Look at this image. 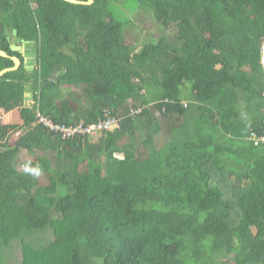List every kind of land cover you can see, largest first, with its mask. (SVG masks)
<instances>
[{"label": "trees", "instance_id": "obj_1", "mask_svg": "<svg viewBox=\"0 0 264 264\" xmlns=\"http://www.w3.org/2000/svg\"><path fill=\"white\" fill-rule=\"evenodd\" d=\"M123 2L0 0V72L23 62L0 93L33 100L0 140V264H264V0H130L177 30L140 51ZM38 112L115 128L64 139Z\"/></svg>", "mask_w": 264, "mask_h": 264}, {"label": "rangeland", "instance_id": "obj_2", "mask_svg": "<svg viewBox=\"0 0 264 264\" xmlns=\"http://www.w3.org/2000/svg\"><path fill=\"white\" fill-rule=\"evenodd\" d=\"M123 3H116V5H114L115 7L113 8V11L120 21L128 23L124 29V38L126 42H128V44L134 45L139 51L144 47L146 43H155L164 35L175 36L177 34V30L174 27H171L167 30L162 27L159 23H157L149 10L138 9V7L136 8L135 6H131L130 0L128 3ZM135 8L138 9V11L133 12ZM183 89L186 90V87H184ZM6 95L7 92L5 93V91L1 90L0 140L6 141L7 139H9L10 143L14 145L19 139V137L22 135V132H20V108L23 104H33L32 93L27 92L25 100L21 103L18 99H11L10 96ZM182 96V98L185 100H190L191 98L189 96L188 90L186 94L183 92ZM187 102L188 101H184V103ZM181 121L182 119H177L174 124L179 125ZM114 128L115 127L113 126L111 130H113ZM168 129H170V127H166L164 129V132L160 135L158 146L164 145V142L170 135ZM95 135L98 138L101 135V132ZM36 154L42 155L43 153L41 151H37ZM50 156H52V154H50ZM33 157L34 155L28 152H23L19 160L20 168H24L26 171H28L29 168L27 166V163L30 162ZM38 182L41 186H46L49 183L45 175L38 176ZM15 248L16 250H14V253L11 255L10 258V264H18L22 260L21 253L18 251V245H15Z\"/></svg>", "mask_w": 264, "mask_h": 264}, {"label": "built area", "instance_id": "obj_3", "mask_svg": "<svg viewBox=\"0 0 264 264\" xmlns=\"http://www.w3.org/2000/svg\"><path fill=\"white\" fill-rule=\"evenodd\" d=\"M261 53H262V64L264 67V42L261 45ZM37 117H38L39 123L53 130H58V132L61 133L62 138L64 139H67L76 134L90 135V134H93L95 131H98V132L109 131L112 129L113 125L115 124V121L109 119V120L97 123L95 125H91L89 127L81 124L78 127H74V128H60L56 126L48 118L44 117L40 112L37 113ZM251 139L255 140V144H258L260 142L264 143V137H258L256 134H253Z\"/></svg>", "mask_w": 264, "mask_h": 264}, {"label": "water", "instance_id": "obj_4", "mask_svg": "<svg viewBox=\"0 0 264 264\" xmlns=\"http://www.w3.org/2000/svg\"><path fill=\"white\" fill-rule=\"evenodd\" d=\"M67 2L73 3V4H77V5H92L94 4L95 0H88L87 2H81V1H76V0H65ZM2 32V23L0 21V34ZM10 34V31H9ZM14 34H16V31L14 32ZM20 42L16 41L15 43H12V50L16 51V52H21L24 53V47L23 46H19ZM0 56L4 57V58H9L10 56L3 50L0 49ZM12 60L14 62V67L13 68H7L3 71L0 72V78L3 77L4 75H6L9 72H13V71H17L18 69H20V67L22 66L23 62L20 58L18 57H12Z\"/></svg>", "mask_w": 264, "mask_h": 264}, {"label": "crops", "instance_id": "obj_5", "mask_svg": "<svg viewBox=\"0 0 264 264\" xmlns=\"http://www.w3.org/2000/svg\"><path fill=\"white\" fill-rule=\"evenodd\" d=\"M16 39H12V43H15ZM19 46H23L24 47V53H21L24 59V64L26 66V68L28 70H32L34 68V64H35V51L33 50L34 46L33 44H19ZM97 138V137H96Z\"/></svg>", "mask_w": 264, "mask_h": 264}, {"label": "clouds", "instance_id": "obj_6", "mask_svg": "<svg viewBox=\"0 0 264 264\" xmlns=\"http://www.w3.org/2000/svg\"><path fill=\"white\" fill-rule=\"evenodd\" d=\"M264 94V93H263Z\"/></svg>", "mask_w": 264, "mask_h": 264}]
</instances>
